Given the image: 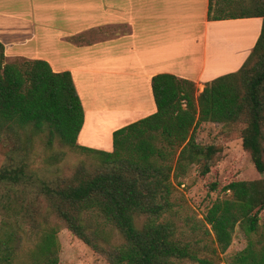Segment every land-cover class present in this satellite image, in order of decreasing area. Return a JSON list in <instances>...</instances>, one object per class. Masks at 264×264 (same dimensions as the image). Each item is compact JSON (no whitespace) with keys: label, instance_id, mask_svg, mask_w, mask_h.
Instances as JSON below:
<instances>
[{"label":"trees","instance_id":"16d2710c","mask_svg":"<svg viewBox=\"0 0 264 264\" xmlns=\"http://www.w3.org/2000/svg\"><path fill=\"white\" fill-rule=\"evenodd\" d=\"M207 17L262 18L241 67L207 82L198 95L192 80L155 74L156 111L114 130L111 151L78 143L85 114L70 71H54L41 58L6 62L0 40V146L8 158L0 169V264H59L61 222L111 264H219L178 238L164 215L173 208V178L193 164L206 175L218 152L197 142L203 122L242 126V147L264 173V0H209ZM37 139L91 154L95 166L89 170L82 162L68 179L41 178L30 167ZM222 189L227 195L205 216L217 243L212 253H225L239 227L247 245L226 264H264V177ZM89 215L113 225L123 241L110 242Z\"/></svg>","mask_w":264,"mask_h":264},{"label":"crops","instance_id":"0c3cea01","mask_svg":"<svg viewBox=\"0 0 264 264\" xmlns=\"http://www.w3.org/2000/svg\"><path fill=\"white\" fill-rule=\"evenodd\" d=\"M19 2L23 3L19 9H31L29 14L38 21L35 34L49 32L50 49L39 44L43 53L38 58L47 60L54 71L72 74L85 114L78 143L106 151L113 149L114 130L156 111L151 88L155 74L172 73L192 80L198 95L207 82L241 67L262 25L261 17L209 20V0ZM28 30L22 33L21 26L11 23L0 30L6 55L10 37L32 39H26ZM39 39L42 43L46 37ZM19 44L10 51L29 49ZM111 96H121L119 105L112 103ZM125 97H130L129 105L140 114L124 123L128 119ZM106 114L115 121L108 137L96 123Z\"/></svg>","mask_w":264,"mask_h":264},{"label":"rangeland","instance_id":"374dc122","mask_svg":"<svg viewBox=\"0 0 264 264\" xmlns=\"http://www.w3.org/2000/svg\"><path fill=\"white\" fill-rule=\"evenodd\" d=\"M20 0H0V30H5L10 26V23L16 26H21L22 33L25 28L29 29L27 38L31 40L25 42V38L10 37L7 44L11 50L15 45H28L26 51L14 52L8 50L6 55V62H20L23 60H33L42 56L39 44L46 45L44 49H50L47 42L49 39V32L43 31L40 33L39 23L33 14H29L31 9L22 6ZM227 2L228 0H222ZM18 8H17V7ZM19 10L23 11L20 14ZM26 10V12L24 11ZM44 27L48 24L42 23ZM186 26V25H185ZM197 28V26H196ZM35 31V32H34ZM42 31V30H41ZM39 32V33H38ZM183 32H180L182 35ZM194 33V31H193ZM171 33L170 35H172ZM24 34H22L23 36ZM37 39L35 38V36ZM21 36V37H22ZM40 36H45L46 39L40 43ZM173 36L170 38L172 39ZM174 43V41L172 42ZM43 47V46H42ZM25 52V53H23ZM131 68H135L130 65ZM197 88V86H196ZM144 97V95L142 96ZM113 104H118L121 96H111ZM124 101L128 104L125 107L127 120L139 115L138 111L132 109L130 106V97H125ZM135 114V115H134ZM150 115V114H149ZM109 116H103L102 121L96 120L97 126L102 134L109 136L111 133V126L115 124ZM130 122H127L129 124ZM240 125H227L216 122H203L196 129V140L203 145H215L218 152L210 163V171L206 175L200 174L199 165L193 164L184 176L178 179L173 178L174 191L172 194L173 208L164 215V218L172 221L177 230V237L193 244L199 249L201 257L212 258L219 264H226V261L238 250L243 249L247 245V237L244 232L237 227L232 243L228 250L219 254L220 257L212 253V249L217 247L215 241V234L210 229V225L206 222L205 216L208 209L217 199H222L227 195L223 191V187L234 180H253L264 177V173H260L254 167L251 156L243 147L240 138ZM32 154L30 158V167L37 173L38 176L47 180L65 179L72 176L77 167L83 162L87 169H92L95 166L96 159L91 154H85L75 151L67 146L61 144L58 140L49 146L37 139L32 144ZM5 149L0 146V169L8 161ZM216 185V188H212ZM3 210L0 209V213ZM93 224L101 228L110 242L119 243L123 241V236L113 225L106 224L102 217L89 215ZM49 219L52 223H57L58 219L54 215H50ZM137 223L140 225L144 221L143 217L138 218ZM1 222V215H0ZM260 224L264 225V209L260 212ZM60 243V263L59 264H111L100 252L93 250L90 246L85 244L80 238L73 234L61 222V229L58 233Z\"/></svg>","mask_w":264,"mask_h":264}]
</instances>
